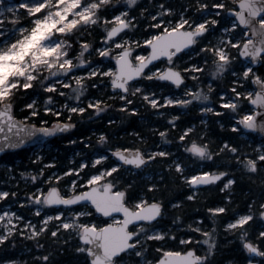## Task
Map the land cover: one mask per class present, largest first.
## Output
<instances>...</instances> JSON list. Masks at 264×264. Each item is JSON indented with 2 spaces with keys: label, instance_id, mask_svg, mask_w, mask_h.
<instances>
[{
  "label": "snow or ice",
  "instance_id": "6c2138e0",
  "mask_svg": "<svg viewBox=\"0 0 264 264\" xmlns=\"http://www.w3.org/2000/svg\"><path fill=\"white\" fill-rule=\"evenodd\" d=\"M97 29L98 44L88 39ZM257 65L264 70V0H0V153L70 133L74 115L99 117L110 100L130 116L144 119L143 105L164 117L149 127L151 144L139 132V146L118 145L103 130L96 146L89 136L68 139L92 151L66 168L34 152L39 166L19 174L30 187L0 188V251L21 239L43 249L47 235L65 245L73 238L81 264H219L223 232L239 238L249 254L244 264H264V179L259 197L249 188L243 209L234 205L237 170L264 176ZM226 73L230 87L212 101L213 82L205 91L201 77ZM105 88L111 95L89 91ZM193 110L227 115L233 133L262 138L251 152L234 137L217 144L208 119L190 116ZM174 177L191 194L172 195ZM202 186L218 188L222 202L190 222L175 215L171 227L162 223L170 209L198 199ZM34 259L55 264L51 253Z\"/></svg>",
  "mask_w": 264,
  "mask_h": 264
},
{
  "label": "trees",
  "instance_id": "16d2710c",
  "mask_svg": "<svg viewBox=\"0 0 264 264\" xmlns=\"http://www.w3.org/2000/svg\"><path fill=\"white\" fill-rule=\"evenodd\" d=\"M183 2V0H173L174 4ZM149 0H141V4H147ZM99 29L92 33L88 39L94 43L101 42V37L99 35ZM147 54V53H145ZM187 59V58H185ZM194 59H198L195 58ZM184 65H181L183 67ZM254 70L261 71L264 74V70L260 68H255ZM203 86L207 88L209 80L213 82L214 91L212 93V101L217 100L216 93L221 89L227 90L230 87L231 75L226 73L222 78L216 77H201ZM187 83L191 84L192 80L189 79ZM95 95H111V90L103 89L102 92H97L95 89H90ZM110 107L99 117L92 116L91 119L88 118L89 113L85 114V118L80 120L76 115L73 116V123H76L77 127L73 129L70 133H66L59 137H56L47 144L49 149L45 151L46 161L48 159H54L56 161V167H68L73 161L79 162L82 155H89L92 151L91 148H85L81 143L69 144L68 139H75L81 135L89 136L93 146L97 145V133L100 130L110 133L113 142L118 145H129V146H139L136 132H139L141 136L148 137V143L151 144L154 137L151 136L149 132L150 126H162L164 122V117L156 114L155 109L150 106L144 107L141 105V114L145 117L144 119L139 118L136 115H128L119 110L120 101L110 100L108 101ZM190 116H200L202 118L208 119V127L215 130V136L213 140L215 143H219L221 138L234 137L242 145V150L251 152L254 145L252 142L256 143L257 140H261L256 135H252L250 138L249 134L243 132V134L237 135L233 133L230 128L231 120L225 115L223 117H217L212 113L207 115L198 113L193 110ZM112 120L113 123L109 124L108 121ZM223 122L224 127L221 128L219 123ZM198 123V121H193ZM215 147V144L213 145ZM33 148H26L22 150H17L14 152H9L4 154L0 158V188L15 190L16 186L19 185V191L24 192L30 187V178H23L19 174L22 171H30L39 165L31 163L35 157L31 153ZM9 165H13V169H9ZM237 177L240 179L239 186L234 190V205H238L240 209H243L244 202L249 195L248 189L251 188L255 195L259 197L260 195V185L264 176H253L249 178L246 174L242 173L240 170L236 172ZM14 176V177H12ZM147 181V177L144 178ZM173 186L175 187V192L172 195H179L182 199L186 194H191V190L185 185L179 177H174ZM223 193L216 187H204L199 190V197L195 201H185L182 209L172 210L166 214L163 224L171 227L173 224V217L175 215H180L183 217L184 221L190 222L191 218L204 215L207 207H211L217 202H222ZM178 227L177 234H182L186 229L183 228L180 221H176ZM41 243L44 244L43 249L37 250L33 246L32 241H21L18 242L15 249H8L0 251V259L13 258L18 259L22 262H27V264H37L35 257L41 254H54L55 264H81V258L75 252L74 239L69 238L68 244L65 245L62 242L56 243L50 236H42ZM221 243L222 247L218 255L219 264H225V262L230 260H235V264H244L245 257L249 255L246 250L242 249L241 242L238 237L234 238L230 234L221 233ZM31 249V251L26 250ZM157 255L156 252H151L149 259H152Z\"/></svg>",
  "mask_w": 264,
  "mask_h": 264
},
{
  "label": "water",
  "instance_id": "95a60500",
  "mask_svg": "<svg viewBox=\"0 0 264 264\" xmlns=\"http://www.w3.org/2000/svg\"><path fill=\"white\" fill-rule=\"evenodd\" d=\"M256 67H259V66L257 65ZM49 126H50V125H49ZM71 131H72V130H71ZM244 132H245V133H250V130H246V129H245ZM64 134H66V133H63V134H57L56 136H52V137H44L42 142H41V141H37L36 143H33V144H30V145H27V146H25V147H18V148H14V149H8V148H6L5 151H4L3 153H0V158H1L4 154L9 153V152H14V151L22 150V149H26V148L43 147V146H45L46 144H48L50 140H52V139H54V138H56V137H59V136H61V135H64ZM254 135H257L258 137L262 138V135L259 134V133H256V134H254ZM37 136H38V137H41V136H43V134L38 133ZM204 187H206V186H202L201 188H204ZM121 215H122V214H121ZM105 219H108V218H105Z\"/></svg>",
  "mask_w": 264,
  "mask_h": 264
},
{
  "label": "rangeland",
  "instance_id": "374dc122",
  "mask_svg": "<svg viewBox=\"0 0 264 264\" xmlns=\"http://www.w3.org/2000/svg\"><path fill=\"white\" fill-rule=\"evenodd\" d=\"M9 2L10 3H13V2H15V0H9ZM186 61H187V59H186ZM257 71V70H256ZM192 83H194V81H192ZM203 86V85H202ZM204 87V86H203ZM204 89H205V91H207V88L206 87H204ZM177 94H179V93H177ZM208 106H211V102H208ZM206 119V118H205ZM259 138V137H258ZM260 139V138H259ZM251 143L255 146V143L254 142H252V140H251ZM256 143H259V140H257V142ZM47 149H49V147L46 145V146H43V147H36V148H33L32 149V154L34 153V152H40L41 150H43V154H45V151L47 150ZM12 177H14V176H12ZM111 222V221H110Z\"/></svg>",
  "mask_w": 264,
  "mask_h": 264
}]
</instances>
